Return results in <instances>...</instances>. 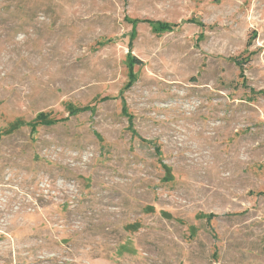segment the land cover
<instances>
[{"label":"rangeland","instance_id":"rangeland-1","mask_svg":"<svg viewBox=\"0 0 264 264\" xmlns=\"http://www.w3.org/2000/svg\"><path fill=\"white\" fill-rule=\"evenodd\" d=\"M0 264H264V0H0Z\"/></svg>","mask_w":264,"mask_h":264},{"label":"trees","instance_id":"trees-1","mask_svg":"<svg viewBox=\"0 0 264 264\" xmlns=\"http://www.w3.org/2000/svg\"><path fill=\"white\" fill-rule=\"evenodd\" d=\"M129 22H131L133 24V30L131 33V39H133L136 35V26L138 25L139 22H147L150 25H152L154 27V29L158 32H167V31H172L175 27L174 24H170L168 22H161V21H151V20H147V19H127ZM192 22L197 23L198 25H202V22L197 20V19H192ZM127 63H128V68H129V80L126 83V87H130L133 85V83L136 80V74L134 72V67L136 65H141L142 61L140 59H138L136 56L132 55L131 52L128 53L127 56ZM109 99V97H104L103 100H107ZM84 110H91L90 107H85ZM72 113L74 111H71ZM38 120L36 121V123L33 125H37L38 123L40 124H44V125H53V124H57L60 121H63V119H57V120H49L46 114H40L37 118ZM66 119V118H64ZM132 120V119H131Z\"/></svg>","mask_w":264,"mask_h":264}]
</instances>
